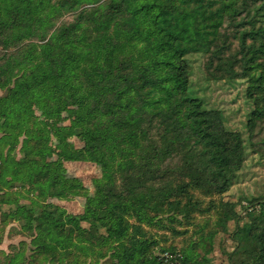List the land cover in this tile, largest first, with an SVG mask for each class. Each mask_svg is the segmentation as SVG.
<instances>
[{"label":"trees","instance_id":"1","mask_svg":"<svg viewBox=\"0 0 264 264\" xmlns=\"http://www.w3.org/2000/svg\"><path fill=\"white\" fill-rule=\"evenodd\" d=\"M64 15L72 21L57 25ZM225 26L236 29L235 55H227ZM193 54L207 55L208 69L216 64L223 78L246 80L247 144L264 150V136L253 142L264 122V0H0L1 141L17 142L35 105L73 102L85 153L110 186L102 219L87 229L66 226L58 206H19L0 194V206H15L0 217L22 221L36 253L59 252L57 263L75 264L74 249L96 261L114 254L120 264H159L144 227L178 234L175 223L215 208L201 198L234 185L247 145L225 128L221 111L190 95ZM31 169L0 151V191L28 179L43 197ZM235 207L222 203L217 214L235 224L228 264H264V202L246 204L245 220ZM180 253L182 264H202L192 248Z\"/></svg>","mask_w":264,"mask_h":264},{"label":"rangeland","instance_id":"2","mask_svg":"<svg viewBox=\"0 0 264 264\" xmlns=\"http://www.w3.org/2000/svg\"><path fill=\"white\" fill-rule=\"evenodd\" d=\"M72 15H64L57 23L71 22ZM235 27H224L223 34L228 37L230 50L227 55L239 52V44L234 39ZM192 68L190 95L198 97L209 108L221 111L225 128L231 132L240 133L247 145V155L244 165L238 174L234 185L222 196H205L195 191L194 195L201 198L204 208L210 202L215 204L211 211L200 215L195 213L189 225L185 221L174 224L176 233L144 227L148 235L158 243L153 255L159 256L164 248H174L181 251L192 248L194 259L202 264H228L227 254L233 250L234 244L229 234L234 229V223H222L221 204L231 202L241 220H245L246 204L264 202V150L255 152L247 144V116L251 111L250 104L245 99L246 80L237 77L234 80L223 78L215 70V65L208 69L207 55L193 54L188 58ZM235 72L241 74L237 67ZM3 96V91L0 90ZM81 112L73 102L57 106L33 107V115L26 118L22 129L15 131L17 142L9 146L6 140L1 141L0 151L3 156L10 155L14 160L25 161L32 166V174L45 188V195L40 196L39 187H32L28 179L10 182L11 189L0 191L8 194L10 200L17 201L19 206L52 204L65 211L64 222L68 227L91 228L102 219L105 207V193L109 183L102 178V173L96 164L87 157L81 136ZM11 130V126H6ZM253 142L264 136V122L257 125ZM28 141L27 149L23 146ZM28 170L22 166V175ZM9 181V177L6 178ZM7 201V200H6ZM35 201L36 204L32 205ZM220 203V204H219ZM15 209L13 204H2L1 213H9ZM255 209H259L258 206ZM243 210V211H242ZM38 209L36 212H40ZM180 220V218H178ZM133 223V221H131ZM22 221L0 217V264H71L70 261L57 263L61 253L42 255L36 253L32 246L31 231L24 229ZM182 233V234H181ZM93 253V252H92ZM182 254V253H180ZM75 255V264H120L121 257L108 255L105 259L96 261L95 255L84 256L82 250L71 249L68 256ZM11 260L12 258H14Z\"/></svg>","mask_w":264,"mask_h":264},{"label":"built area","instance_id":"3","mask_svg":"<svg viewBox=\"0 0 264 264\" xmlns=\"http://www.w3.org/2000/svg\"><path fill=\"white\" fill-rule=\"evenodd\" d=\"M159 264H182L181 254L179 251L169 252L165 251L158 256Z\"/></svg>","mask_w":264,"mask_h":264}]
</instances>
